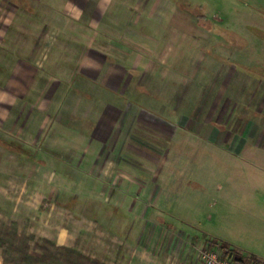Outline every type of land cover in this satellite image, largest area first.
<instances>
[{
  "label": "rangeland",
  "instance_id": "1",
  "mask_svg": "<svg viewBox=\"0 0 264 264\" xmlns=\"http://www.w3.org/2000/svg\"><path fill=\"white\" fill-rule=\"evenodd\" d=\"M73 1L0 0V139L33 158L0 146V224L120 264L123 164L144 259L155 222L264 263V0ZM185 245L166 264H202Z\"/></svg>",
  "mask_w": 264,
  "mask_h": 264
},
{
  "label": "crops",
  "instance_id": "2",
  "mask_svg": "<svg viewBox=\"0 0 264 264\" xmlns=\"http://www.w3.org/2000/svg\"><path fill=\"white\" fill-rule=\"evenodd\" d=\"M69 2L71 3V6L74 7L75 2L73 0H69ZM122 2V1H121ZM74 4V5H73ZM78 6V5H77ZM76 6V7H77ZM125 4L120 3V0H109L107 1V3L104 4L103 8L107 10L106 15L110 18V21H116V19H119V17H123L122 12H119V10H122L124 8ZM134 9L136 8L135 6H133ZM127 8V7H126ZM119 12V13H118ZM23 158V157H22ZM123 165V164H122ZM122 167L123 171H121V173L123 174V180L122 181H126V188L127 190L125 191V197L123 198L122 204H121V215L120 217L122 218H127L129 217H133V218H137L138 223L136 225H132L133 227L128 229L126 228H121V232H119L120 235H122L123 239H126L127 244L125 245V243H121V245L119 246L120 251L122 250V255L120 258V264H158L159 262L157 261L158 259L160 261H163V264H166L167 259L170 261L171 260V253H172V246L175 244V246L177 244H186L185 246H188V244L190 242L195 243V244H199L201 245L200 248H202L203 246H207V243L210 241H215L214 238V234L209 232L208 230L203 232L204 235L203 237L200 239V235L199 234H194L193 230L188 231L187 233H183V232H176V230H174V227L169 226L167 228H163L159 225V223H151L150 225L147 226H151V232H152V240L153 242L156 240V232L160 231V234L162 236H160V241L158 242L157 240V246L161 247L156 249V248H151L150 252H153L151 254H149L150 252H146L148 256L145 257V259L143 258L145 256V254L142 252L140 255V252L142 250V248H139L138 246L136 247L135 245H131V239L128 235L129 231L132 233H142L144 234V226H141V220L144 218H149L150 217H157V215L154 213L151 216V212L148 213V211L146 209H144L143 207H140L139 204V198L137 196V194H139L140 192H142V188L144 186L141 185L139 177L138 176H134L133 174H136L134 171L130 172L127 168ZM137 179V180H136ZM139 181V182H138ZM121 190H117V192L119 193ZM128 191V192H127ZM123 192V190H122ZM127 192V194H126ZM247 198V199H246ZM246 200L251 201L253 198L252 195H246L245 197ZM150 214V215H148ZM158 220V218H157ZM135 234V235H138ZM118 236V239L121 238V236ZM245 240L248 242V237H244ZM256 238L258 239V236H256ZM255 238V239H256ZM49 239V238H48ZM264 239V237L262 238ZM223 243L227 244L230 248H232L233 250H235L238 253V250H240L237 245V243L233 242L231 239H222ZM217 238H216V241ZM250 242V241H249ZM252 245V241L250 242ZM59 245V244H58ZM156 245V244H155ZM248 249L251 250V247H249ZM253 249V248H252ZM146 250H148V248H146ZM152 250V251H151ZM253 252V253H252ZM252 252H248L250 254V256H252L255 260H257V262L259 264H264L262 262V260L258 259L257 256L255 255V252L252 250ZM192 254V252L189 250L188 251V256H190ZM139 257H142L141 260H139ZM147 259H149L147 261ZM190 259V258H188ZM185 264H188V262H186ZM203 264V263H202Z\"/></svg>",
  "mask_w": 264,
  "mask_h": 264
},
{
  "label": "trees",
  "instance_id": "3",
  "mask_svg": "<svg viewBox=\"0 0 264 264\" xmlns=\"http://www.w3.org/2000/svg\"><path fill=\"white\" fill-rule=\"evenodd\" d=\"M0 146L20 157L33 159L22 147L3 139H0ZM207 246L217 247L224 256L239 254L225 243L210 241ZM0 254L1 264H104L83 254L76 247L57 245L47 238H36L27 229L19 231L15 223L0 224ZM255 263L259 264L257 260Z\"/></svg>",
  "mask_w": 264,
  "mask_h": 264
},
{
  "label": "built area",
  "instance_id": "4",
  "mask_svg": "<svg viewBox=\"0 0 264 264\" xmlns=\"http://www.w3.org/2000/svg\"><path fill=\"white\" fill-rule=\"evenodd\" d=\"M199 259L203 264H256L250 257H243L240 254L224 256L217 247L210 246L200 248Z\"/></svg>",
  "mask_w": 264,
  "mask_h": 264
}]
</instances>
